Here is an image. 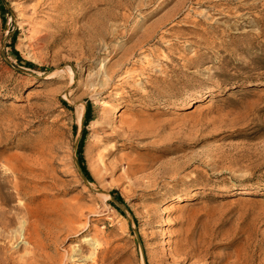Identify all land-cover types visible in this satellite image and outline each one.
Here are the masks:
<instances>
[{"label":"rangeland","instance_id":"374dc122","mask_svg":"<svg viewBox=\"0 0 264 264\" xmlns=\"http://www.w3.org/2000/svg\"><path fill=\"white\" fill-rule=\"evenodd\" d=\"M0 211V264H264V0H0Z\"/></svg>","mask_w":264,"mask_h":264},{"label":"bare ground","instance_id":"6f19581e","mask_svg":"<svg viewBox=\"0 0 264 264\" xmlns=\"http://www.w3.org/2000/svg\"><path fill=\"white\" fill-rule=\"evenodd\" d=\"M162 6H163V3H160L154 10L157 11ZM155 11L150 12L148 15L153 14ZM143 19H145V17ZM108 80H109V77L107 78L106 81H104V84H102V85L107 84V81ZM91 84H93V82H91ZM209 95L210 94H208V97H210ZM201 100H202V98L201 99L199 98V99L189 100L187 102V104L185 105V108H190L194 104H196L197 102H200ZM119 106L122 107L121 104ZM83 107H84L83 106V103H81V104L77 105L76 106V109H75V114H76V118H77V123L78 124H81L82 119H83V109H84ZM132 124H133V122H126V125L127 126H131ZM122 136H123V133L122 132L117 131V130H114L113 133H112V135H111V138H113V139H116L117 138L118 140H120L122 138ZM103 197L107 198L108 195L107 194H103ZM18 214H19V212H15V213H12V212H10V213H3V212L0 211V217H2V218H0V221H2L5 225L8 226V225H10V224L15 223V222L18 221ZM24 232H23V235H24ZM20 233H21V231H20ZM2 236H5V234L4 233L3 234L0 233V237H2ZM51 260L49 262L50 264H52V261ZM56 260L60 261L59 264H61V261H63V260H61V258H56ZM63 262H65V261H63ZM75 262H76L75 259H73L69 263L75 264Z\"/></svg>","mask_w":264,"mask_h":264},{"label":"trees","instance_id":"16d2710c","mask_svg":"<svg viewBox=\"0 0 264 264\" xmlns=\"http://www.w3.org/2000/svg\"><path fill=\"white\" fill-rule=\"evenodd\" d=\"M12 54H13L16 58H18V56H19L18 53H17L16 51H14V50L12 51ZM26 64L30 65L31 63L26 62ZM31 66H34V65H31ZM86 117H87V111L85 112V120H84V122H83V125L86 124V120H87ZM82 140H83V135H82V137L80 138V143H79V148H78V154H79V156H78V163H79V166H80L82 172L85 173V172H86V169H85V163H84V159H83V157L81 156V145H82ZM111 194L113 195V197H114L116 200H121V201H122L121 197L118 195V193H117L116 191H112Z\"/></svg>","mask_w":264,"mask_h":264}]
</instances>
